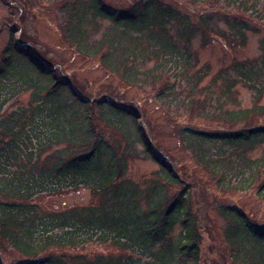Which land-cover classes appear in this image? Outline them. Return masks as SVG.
<instances>
[{"label":"trees","instance_id":"1","mask_svg":"<svg viewBox=\"0 0 264 264\" xmlns=\"http://www.w3.org/2000/svg\"><path fill=\"white\" fill-rule=\"evenodd\" d=\"M186 1L198 15L161 0H135L124 9L65 0L64 37L126 85L150 89L187 118L226 125L184 124L177 137L216 188L253 191L264 201V40L260 55L231 61L207 83L210 65L194 68L191 48L208 31L243 44L250 24L229 12L264 20V0ZM218 11L229 33L213 23ZM13 32L0 51V264H200L202 236L188 185L154 151L139 115L106 97L83 95L58 76V64L50 69ZM238 82L253 92L249 106H240ZM24 92L25 104L7 108ZM138 148L157 164L141 182L127 175L129 162L142 156ZM79 187L96 200L58 210L34 200ZM217 212L230 261L264 264V223L235 205ZM93 242L115 251L80 250ZM8 250L16 256L4 261Z\"/></svg>","mask_w":264,"mask_h":264},{"label":"rangeland","instance_id":"2","mask_svg":"<svg viewBox=\"0 0 264 264\" xmlns=\"http://www.w3.org/2000/svg\"><path fill=\"white\" fill-rule=\"evenodd\" d=\"M65 0H0V51L6 45L14 31L15 39L19 38L38 58L44 59L48 67L60 66L58 76L67 78L77 90L87 97H101L134 110L139 115V124L144 129L149 142L156 153L164 157L176 171L184 184L188 185V201L196 217L202 240L200 245V264H233L228 255L223 239L224 222L217 212L219 205H235L250 220L257 224L264 223V201L253 191L223 192L215 187L209 174L195 163L192 156L181 146L177 137L178 129L190 124L202 129L226 127L223 124L201 119L185 117L169 104H163L150 89H140L126 85L120 78L105 70L96 58L83 57L66 42L63 33ZM113 9H124L135 0H102ZM164 4L175 7L190 16L199 14V9L190 6L186 0H161ZM212 15L215 25L228 32L220 11ZM203 14V13H202ZM229 15L246 19L251 30L246 32L243 44L223 38L214 32H206V38L197 35L191 48L198 59L194 68L210 65V74L204 81H210L213 74L224 68L233 60L252 59L261 54V41L264 40V20L229 12ZM25 46V45H24ZM49 69V70H50ZM214 88V87H209ZM235 94L240 106H249L253 101V92L241 82L235 87ZM29 93L19 95L8 107L25 104ZM264 102V97L262 99ZM140 148H138L139 150ZM258 148L255 154L261 153ZM139 158L129 162L128 177L141 182L157 164L139 150ZM180 188V186H178ZM35 203L43 210H58L73 205L94 202L96 198L83 187L67 190L57 194H45L36 197ZM87 254L114 252L107 244L89 243L80 249ZM3 255V254H1ZM6 256V257H5ZM3 258L12 260L16 254L9 251Z\"/></svg>","mask_w":264,"mask_h":264}]
</instances>
